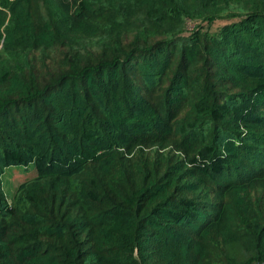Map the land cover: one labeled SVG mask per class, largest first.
Listing matches in <instances>:
<instances>
[{
	"label": "trees",
	"instance_id": "1",
	"mask_svg": "<svg viewBox=\"0 0 264 264\" xmlns=\"http://www.w3.org/2000/svg\"><path fill=\"white\" fill-rule=\"evenodd\" d=\"M0 46V264H264V0H0Z\"/></svg>",
	"mask_w": 264,
	"mask_h": 264
},
{
	"label": "rangeland",
	"instance_id": "2",
	"mask_svg": "<svg viewBox=\"0 0 264 264\" xmlns=\"http://www.w3.org/2000/svg\"><path fill=\"white\" fill-rule=\"evenodd\" d=\"M246 11H235L233 14H236L235 16H230V17H225L224 19L216 21L211 27L210 30L211 32H218L223 26L233 23V22H238L239 20L242 19V16L245 15ZM232 12H226L223 16H227L231 14ZM197 24H200V22H194V21H188L187 25V33L186 35H189L188 31L189 29H192L194 26ZM204 27H207L206 24H201ZM189 28V29H188ZM190 32V31H189ZM2 47L0 46V50ZM62 53L56 49L54 52V60H60L62 58ZM37 174V171L34 167H28V168H22V167H14L6 170L5 175L3 177V187L5 194L8 198V202L11 203L12 197H14V194L16 193L17 188L24 182L30 180L31 178L35 177ZM259 190H255L253 192L251 198L253 199L255 197V200H258L259 195L257 196V192ZM216 200L221 201L223 198L220 195L215 196ZM213 197V198H215ZM233 206V205H230Z\"/></svg>",
	"mask_w": 264,
	"mask_h": 264
}]
</instances>
